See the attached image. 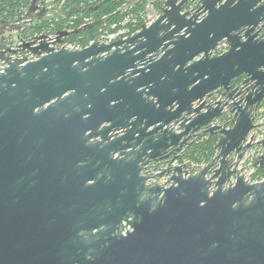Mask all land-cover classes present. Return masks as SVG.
Instances as JSON below:
<instances>
[{"label":"water","instance_id":"1","mask_svg":"<svg viewBox=\"0 0 264 264\" xmlns=\"http://www.w3.org/2000/svg\"><path fill=\"white\" fill-rule=\"evenodd\" d=\"M19 35L0 50V264H264V181L237 174L264 100V0H164L80 49ZM206 134L216 154L190 174L179 161Z\"/></svg>","mask_w":264,"mask_h":264},{"label":"trees","instance_id":"2","mask_svg":"<svg viewBox=\"0 0 264 264\" xmlns=\"http://www.w3.org/2000/svg\"><path fill=\"white\" fill-rule=\"evenodd\" d=\"M33 1L0 0V32L14 27L21 31L20 38L29 39L38 34L58 35L64 31L67 34L61 41L79 48L101 40L103 34L121 30L126 31V36L136 33L146 23L147 6L150 4L159 15L164 4V0H41L43 6L49 7L46 15L40 22L26 26L23 20ZM8 44L0 42V50ZM217 141V135L201 136L183 153L180 162L196 167L208 164L216 154ZM258 173L263 172L258 170Z\"/></svg>","mask_w":264,"mask_h":264},{"label":"built area","instance_id":"3","mask_svg":"<svg viewBox=\"0 0 264 264\" xmlns=\"http://www.w3.org/2000/svg\"><path fill=\"white\" fill-rule=\"evenodd\" d=\"M38 8H39V6H38ZM37 12H38V10L35 13H37ZM157 16L158 15H155V16L147 15L145 25H149L150 23H152L156 19ZM125 34H126L125 30H121V31H118L117 33H112V34H103V36L101 37V40H99V41H103V42L113 41V40H116L120 37H127ZM38 35L48 36L46 41L49 42L50 46L54 47L55 49L62 48V47L66 48V49H80L79 47H75L71 44L63 43L62 41L58 44L52 43V41L55 40L57 35H47V34H38ZM38 35H36V36H38ZM34 37H31V38L24 40V41H31ZM18 46H19V43L14 44L11 48L17 49ZM226 49H227V45H226V43L223 42L218 47L216 54H221ZM17 56L20 58H25L28 61L35 59V56L32 55L28 51L19 52L17 54ZM0 63H1L0 64V70H1L4 66V64L2 62H0ZM236 85L239 86L240 88H243V90L246 89V86H244V85H241V84L240 85L236 84ZM235 87L236 86H233V88H235ZM218 100H221V91H216L214 96L208 101V103L209 102L214 103ZM262 105H264V100L262 101L261 105L257 108V110L254 114L255 115L254 116L255 117V121H254L255 127L253 130L250 131V133L247 137V140L245 142V143L251 142L252 147L245 152L242 160L239 162V164L237 166V174H240L241 176H243L244 180H246L250 184L259 183V182L264 181V164H263V166H260V164H259L260 158L263 155V147L260 145V143L264 140V124H262L257 118L258 113L261 111ZM224 113H226V110H224ZM233 121L234 120L231 117V115L225 114L222 119L212 122L210 127L214 126V125H219V126H224L226 129H228L232 126ZM234 160H235V158H234ZM164 167L165 166L162 164H158V165L153 164V165L148 166L144 170V173L147 175H156V174L160 173ZM201 167H203V166L196 167L194 165H190L187 163V170H188V173H190V174L197 172ZM258 170H261L263 173H258ZM232 183H234V177L232 178ZM148 184L149 185H157V184L165 185L166 182H165V179H154V180L148 181Z\"/></svg>","mask_w":264,"mask_h":264},{"label":"rangeland","instance_id":"4","mask_svg":"<svg viewBox=\"0 0 264 264\" xmlns=\"http://www.w3.org/2000/svg\"><path fill=\"white\" fill-rule=\"evenodd\" d=\"M39 5H42L43 6V3L42 4H39ZM48 6H43V8L42 7H39L38 8V12L37 13H39V12H41V10L42 9H44L45 11L46 10H48ZM46 15V13H44V16ZM147 15H150V16H155L156 15V13H155V11L153 10V8H152V6L149 4L148 6H147ZM23 21H25L26 22V26H28V25H30L31 24V21L30 20H26V19H24ZM28 21V22H27ZM7 30H2L1 32H0V35H3L5 32H6V35L8 34V33H10L9 35H7V36H4L3 38H4V40H3V42H8L9 44H17V41L15 42V41H12V35L14 34V33H19L20 34V36H21V31L20 30H12V31H10L11 29H10V27H8V28H6ZM11 32H12V34H11ZM11 35V36H10ZM36 36V35H35ZM34 37V36H33ZM22 38V37H21ZM23 40H27V39H24V38H22ZM15 40V39H14ZM1 64V63H0ZM257 118H258V120L262 123V124H264V105H262V107H261V111L258 113V115H257ZM258 150V149H257ZM204 166V165H203Z\"/></svg>","mask_w":264,"mask_h":264},{"label":"flooded vegetation","instance_id":"5","mask_svg":"<svg viewBox=\"0 0 264 264\" xmlns=\"http://www.w3.org/2000/svg\"><path fill=\"white\" fill-rule=\"evenodd\" d=\"M11 34H12V32H11ZM9 45H11V44H8L7 46H9ZM9 47H11V46H9ZM7 56H10V55H7ZM244 79H245V77L242 76L241 78L238 79V82H236V84H239V83L241 84V82L244 81ZM245 86H246V88L250 87L249 84H246ZM158 164H161V163H158Z\"/></svg>","mask_w":264,"mask_h":264},{"label":"bare ground","instance_id":"6","mask_svg":"<svg viewBox=\"0 0 264 264\" xmlns=\"http://www.w3.org/2000/svg\"><path fill=\"white\" fill-rule=\"evenodd\" d=\"M211 125V124H210ZM210 125H209V127H210Z\"/></svg>","mask_w":264,"mask_h":264}]
</instances>
